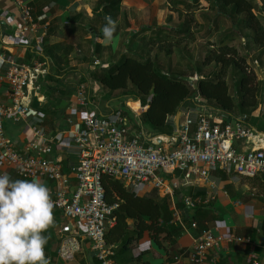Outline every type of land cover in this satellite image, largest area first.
I'll list each match as a JSON object with an SVG mask.
<instances>
[{
    "label": "crops",
    "instance_id": "crops-1",
    "mask_svg": "<svg viewBox=\"0 0 264 264\" xmlns=\"http://www.w3.org/2000/svg\"><path fill=\"white\" fill-rule=\"evenodd\" d=\"M113 1L25 0L34 19L45 8H49L46 34L42 37L41 48L36 51L31 45L21 43L18 38V30L24 25L25 19L17 6L12 0H0V52L21 63H29L33 57L39 58L45 65V73L35 81L39 88L30 89L28 92L31 99L29 104L37 110V117L17 121L10 118L4 120L6 134L16 149L22 151L30 142L33 138L30 125L36 124L45 136L53 139L51 151L45 157L60 166L62 174L69 179L73 189L77 184L73 169L78 162V153L76 145L68 137L67 130L72 123H81L86 114L105 117L120 110L126 119L129 137L135 136L145 142L157 139L158 136L172 135L180 125L182 112L188 108H195L212 122L221 124L245 115L243 123L252 131L253 136L249 139L234 140L232 147L240 152L254 147L264 148V108L261 104L249 113L232 115L208 105L198 96H193L178 110V126L174 124L175 113L167 118V122L172 125V131L160 133L141 122L140 113L146 106L141 105L138 97L127 90H111L95 80L91 76L94 70L110 67L128 52L150 57L165 71L171 70L174 74H180L178 69L174 70L181 61L179 52L172 46L173 52L166 55L167 46L164 44L163 49L158 52V43L153 44L150 39L158 33V28H179L187 12L181 6L175 9L168 0H119L117 9H106ZM202 1L201 6L207 7V2L201 0V3ZM206 10L203 9L205 13ZM200 11L195 12V17L198 13L201 14ZM105 17H111L116 22L112 42L107 45L103 43L102 31L107 23ZM191 29L194 30L193 27ZM40 34L42 27L39 25L36 35ZM209 39L213 40L212 36ZM194 41V44L189 42L188 46L193 44L194 48ZM166 62L169 64L164 66ZM254 67L257 69L254 71L258 80L264 79V66L255 62ZM3 76L4 68L0 69V104L7 106L10 104L9 89ZM182 78L193 79L194 83L197 76L183 74ZM78 91H83L88 97L84 106L78 101ZM4 173L11 179H23L12 168L0 162V174ZM40 180L46 186H53L51 180ZM200 189H203V192ZM149 191H153L154 195L148 194ZM180 191L192 197H200L204 201L197 206H202L203 209L198 212L197 218L193 219L196 227H191L189 217L197 207L189 211L184 220L173 221L171 217V233L166 238L165 233L160 235V245L148 232L131 242L132 254L140 255L141 259L127 264L144 261L149 264H188L192 247L201 233V226L221 233L232 232L247 236L251 240L247 246L240 243L222 244L220 248L209 251L204 264H250L251 258L264 260V244L260 242V238L264 237V173L246 177L212 169L208 181L194 177L192 182L182 186ZM137 193L167 198L172 213L174 209L182 210V204L176 194L162 196L149 186L143 187ZM54 217L53 226L44 233L47 236L45 254L50 264H98L92 256L90 243L85 238L79 221L67 219L58 210L54 211ZM65 224L77 232L80 240L77 259L70 262L60 261L55 250L60 241V230Z\"/></svg>",
    "mask_w": 264,
    "mask_h": 264
},
{
    "label": "built area",
    "instance_id": "built-area-1",
    "mask_svg": "<svg viewBox=\"0 0 264 264\" xmlns=\"http://www.w3.org/2000/svg\"><path fill=\"white\" fill-rule=\"evenodd\" d=\"M12 2L25 19L18 30L20 42L38 51L46 34L49 8L34 19L25 0ZM39 25L42 34L36 35ZM3 68L10 104H0V162L23 179L53 181V186L47 187L51 191L54 211H60L67 219L79 221L98 264H118L114 258V245L105 240L106 227L115 223L112 213L118 203H106L101 183L103 174L121 180L131 191L149 186L162 196L178 195L182 210L174 209L172 220L180 221L188 217L189 211L204 203L200 197L180 191L194 177L208 181L212 169L246 177L264 173V148L254 147L240 152L232 147L234 140L253 136L243 123L245 115L221 124L212 122L195 108H188L182 112L180 125L172 135L141 142L138 137H129L126 119L120 110H116L105 117L86 114L81 123H72L67 130L78 153V162L73 169L77 184L71 189L60 166L45 157L52 148L51 137L45 136L33 123L30 125L33 138L20 151L13 146L5 131V118L17 121L37 117V110L29 104L28 92L39 88L35 81L45 73L44 63L35 57L29 63H21L0 52V69ZM188 81L193 83V79ZM77 97L80 105L87 104L88 97L83 91H78ZM190 225L195 228L197 224L191 221ZM60 232L56 256L62 262H70L80 250L78 234L68 224L63 225ZM260 242L264 244V237ZM225 243L247 246L251 240L232 232L204 229L192 247L188 264H204L209 251ZM250 264H264V260L251 258Z\"/></svg>",
    "mask_w": 264,
    "mask_h": 264
},
{
    "label": "trees",
    "instance_id": "trees-1",
    "mask_svg": "<svg viewBox=\"0 0 264 264\" xmlns=\"http://www.w3.org/2000/svg\"><path fill=\"white\" fill-rule=\"evenodd\" d=\"M168 1L175 9L181 6L187 12L186 18L177 29L158 28V33L150 42L158 43V52L163 49V44L166 45V55L173 52V46L192 76H197L194 83L183 79V74L165 71L150 57L129 52L110 67L94 70L91 76L111 90H127L138 97L141 105L146 106L140 113L141 122L160 133L172 131L167 118L193 96L232 115L249 113L258 104L264 108V79L258 80L254 67H249L247 62V55L252 49L257 52L254 65L257 62L264 66V0H260V4L258 0H205L211 14L203 11L205 8L201 6V0ZM109 4L106 9H117L119 0ZM197 11L201 12L203 21L199 22L195 17ZM195 26H206V50L198 60H193L188 46L189 42L195 40ZM211 36H214L213 40L209 39ZM236 40L244 54H239L237 46L233 44ZM209 65H212L211 70L204 73V67ZM101 183L106 203H118L112 213L115 223L105 231L106 242L115 247V261L118 264L140 261L141 256L132 254L130 244L148 232L160 245V235L165 233L166 238L171 233L173 225L169 201L164 197L128 190L121 180L106 174L101 176ZM200 191L203 192V189ZM202 209V206L195 208L190 221L197 218ZM201 227L200 231L207 229L206 226ZM137 264L149 263L144 261Z\"/></svg>",
    "mask_w": 264,
    "mask_h": 264
},
{
    "label": "clouds",
    "instance_id": "clouds-1",
    "mask_svg": "<svg viewBox=\"0 0 264 264\" xmlns=\"http://www.w3.org/2000/svg\"><path fill=\"white\" fill-rule=\"evenodd\" d=\"M103 43L112 42L116 22L105 17ZM54 202L39 179H11L0 174V264H50L45 254L53 226Z\"/></svg>",
    "mask_w": 264,
    "mask_h": 264
},
{
    "label": "rangeland",
    "instance_id": "rangeland-1",
    "mask_svg": "<svg viewBox=\"0 0 264 264\" xmlns=\"http://www.w3.org/2000/svg\"><path fill=\"white\" fill-rule=\"evenodd\" d=\"M201 4H203V1H202V3ZM258 4H260V0H258ZM204 7V6H203ZM205 9H207V7H206V5H205V7H204ZM206 12H207V14L208 13H210L209 11H208V9L206 10ZM211 14V13H210ZM197 19L199 20V21H203L201 18H200V13H198V15H197ZM262 21H263V23H264V17L262 18ZM195 29L197 30V31H194L195 32V46H194V48H192V45L194 44L193 42V44H191V46H190V51H191V54H192V58H193V60H198L201 56H203V54L205 53L204 51L206 50L205 49V47H204V45L206 44V42H207V40L205 39V30H206V26L205 27H203V26H199V28L197 29L196 28V26H195ZM212 39H214V37L212 36ZM239 41L238 40H236L235 42H233V44L234 45H236L237 46V48H238V52H239V54H244V52H243V50L241 49V47H240V43H238ZM256 53L257 52H255L254 50H250L249 51V54L247 55V62H248V64H249V67L251 66L252 68L255 66L254 65V63H253V60L256 58L255 56H256ZM175 58H176V56H175ZM170 61V60H169ZM181 62V61H180ZM179 62V64H177V68H174V70L175 69H178L179 70V72H180V74H191V72L188 70V68H186V65H185V63H183V62H181L180 63ZM172 63V62H171ZM169 64V62L167 63H164V66H167ZM176 64V63H175ZM172 65H173V63H172ZM173 67V66H172ZM211 68H212V65H209V66H206V67H204V69H203V71H204V73H207V72H209V70H211ZM263 70H264V67L262 68ZM254 70L256 71L257 69H256V67H254ZM139 123V122H138ZM145 126V125H144ZM148 194H150V195H154V192L153 191H149L148 192ZM78 253V252H77ZM77 253L75 254V258L74 259H77ZM73 261V260H72Z\"/></svg>",
    "mask_w": 264,
    "mask_h": 264
},
{
    "label": "water",
    "instance_id": "water-1",
    "mask_svg": "<svg viewBox=\"0 0 264 264\" xmlns=\"http://www.w3.org/2000/svg\"><path fill=\"white\" fill-rule=\"evenodd\" d=\"M179 117H180V111H177L175 116H174V124H175V126H178Z\"/></svg>",
    "mask_w": 264,
    "mask_h": 264
}]
</instances>
